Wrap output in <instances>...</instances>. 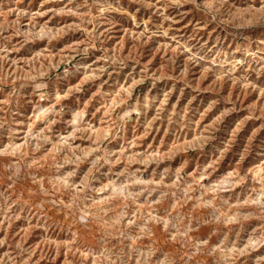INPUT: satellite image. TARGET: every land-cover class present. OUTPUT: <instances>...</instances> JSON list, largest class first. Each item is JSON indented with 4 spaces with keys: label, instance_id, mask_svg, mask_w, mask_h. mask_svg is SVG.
<instances>
[{
    "label": "rangeland",
    "instance_id": "obj_1",
    "mask_svg": "<svg viewBox=\"0 0 264 264\" xmlns=\"http://www.w3.org/2000/svg\"><path fill=\"white\" fill-rule=\"evenodd\" d=\"M0 264H264V0H0Z\"/></svg>",
    "mask_w": 264,
    "mask_h": 264
}]
</instances>
